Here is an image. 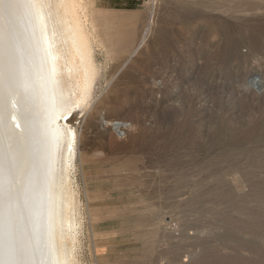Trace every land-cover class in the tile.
<instances>
[{
    "label": "rangeland",
    "instance_id": "rangeland-1",
    "mask_svg": "<svg viewBox=\"0 0 264 264\" xmlns=\"http://www.w3.org/2000/svg\"><path fill=\"white\" fill-rule=\"evenodd\" d=\"M79 1L85 9L80 15L86 19L97 72L89 110L82 118L77 114L73 122L90 126L108 111L114 122L129 125L124 128L126 134L138 115L144 120H140L142 134L133 140L126 137L123 146L115 142L125 134L113 130L102 141L103 155L87 161L84 170L79 142L73 143L69 170L81 201L74 213L78 264H264L262 34L254 32L259 42L253 55L232 64L230 60L212 64L215 55L206 52L203 24L194 29L174 25L169 36L176 44L160 57L152 43L134 52L128 45L126 57L117 56L118 32L126 29V19L131 18L126 12H144L152 0ZM192 1L155 0L157 18L184 12ZM108 9L122 13L121 30L112 31L118 40L108 36L107 49H102L100 31L91 24L99 19L96 10ZM196 30L201 31L198 43H181V38H189ZM246 49L241 48L243 55ZM137 57L144 63L151 60L174 67L172 78L151 74L152 67L148 72L146 66L136 64L129 71L134 84L119 83L110 90ZM254 80L259 81L256 87ZM158 84L163 88L153 91L160 100L154 102L148 92ZM195 92H203L205 105L200 111L194 109ZM129 102L134 105L126 107ZM133 127L128 136L136 132ZM85 135L89 139L93 134L86 130Z\"/></svg>",
    "mask_w": 264,
    "mask_h": 264
},
{
    "label": "bare ground",
    "instance_id": "bare-ground-1",
    "mask_svg": "<svg viewBox=\"0 0 264 264\" xmlns=\"http://www.w3.org/2000/svg\"><path fill=\"white\" fill-rule=\"evenodd\" d=\"M155 3L152 0L146 4L144 12H126L131 18L126 19V29L122 30L118 28L122 13L96 10L99 19L91 25L102 36L99 46L107 49L105 38L111 36L117 41L112 31L121 30L114 49L117 56L126 57L128 45L134 52L152 43L160 57L176 44L169 36L174 25L194 29L203 24L206 52L215 55L212 64H226L229 60L232 64L253 55L259 42L253 36L255 31L262 34L259 38L264 43V0H193L190 9L169 14L168 19L157 18ZM84 12L79 0H0V264H78L74 213L81 201L69 170L73 143L79 142L84 170L87 161L103 155L102 141L113 135V130L125 134L124 128L129 126L114 122L108 111L101 112L90 126L73 122L79 113L82 118L89 110L97 72L84 27L86 19L80 15ZM200 33L196 30L189 38H181V43H198ZM242 47L248 49L245 55ZM139 60L137 57L130 61L110 90L119 83L134 84L129 71L136 64L152 67L150 73L161 77L173 74L174 67ZM120 61L122 66L126 64V58ZM173 61L177 63L176 57ZM116 74L115 71L109 82ZM152 88L148 95L152 93L153 101L159 102L153 91L163 86ZM202 93L195 92L193 97L198 111L205 105ZM131 105L134 104L129 102L126 107ZM142 116L133 119L136 132L128 136L132 122L116 146H123L126 137L133 140L142 134ZM86 130L93 134L89 139Z\"/></svg>",
    "mask_w": 264,
    "mask_h": 264
},
{
    "label": "crops",
    "instance_id": "crops-1",
    "mask_svg": "<svg viewBox=\"0 0 264 264\" xmlns=\"http://www.w3.org/2000/svg\"><path fill=\"white\" fill-rule=\"evenodd\" d=\"M108 10L111 11V12H112V11H115V10H111V9H108ZM115 12H116V11H115ZM118 13H121V12H118Z\"/></svg>",
    "mask_w": 264,
    "mask_h": 264
}]
</instances>
